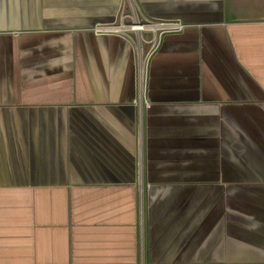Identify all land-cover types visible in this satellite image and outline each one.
Wrapping results in <instances>:
<instances>
[{
    "label": "crops",
    "instance_id": "1",
    "mask_svg": "<svg viewBox=\"0 0 264 264\" xmlns=\"http://www.w3.org/2000/svg\"><path fill=\"white\" fill-rule=\"evenodd\" d=\"M122 4L0 0V264H264V0Z\"/></svg>",
    "mask_w": 264,
    "mask_h": 264
},
{
    "label": "built area",
    "instance_id": "2",
    "mask_svg": "<svg viewBox=\"0 0 264 264\" xmlns=\"http://www.w3.org/2000/svg\"><path fill=\"white\" fill-rule=\"evenodd\" d=\"M121 17L117 23L112 24H98L96 25L93 30L96 33H105V32H116V33H127L129 29L126 24H131L134 22H140V18L138 16L137 7L135 5V0H123L122 9H121ZM135 17V20H134ZM144 23L149 24L151 26H157L156 30H153L152 37L150 40L147 39V44H151L150 51L146 54L145 58L142 55L141 64L139 67V81L141 89H144L145 81H146V67L149 60V55L152 49H154L159 41L160 37L167 30H177L182 25L179 22H167V21H146L143 20ZM120 26V27H118ZM139 40V38H138ZM136 38V45H138V41ZM142 43V42H141ZM141 163H142V152L141 149L139 151V168L141 170Z\"/></svg>",
    "mask_w": 264,
    "mask_h": 264
},
{
    "label": "bare ground",
    "instance_id": "3",
    "mask_svg": "<svg viewBox=\"0 0 264 264\" xmlns=\"http://www.w3.org/2000/svg\"><path fill=\"white\" fill-rule=\"evenodd\" d=\"M134 20H135V17H134ZM129 29V33L131 34H134L136 36H138L137 38H139V42H138V45H137V49H138V53H139V57L141 59V56H142V53H143V35L140 33V31H148V29L150 31H153V30H156L157 29V26H151L149 25V27H146L144 24H142L141 22H134V23H131V24H126ZM120 27V26H118ZM142 42V43H141ZM140 64H141V61H140Z\"/></svg>",
    "mask_w": 264,
    "mask_h": 264
},
{
    "label": "rangeland",
    "instance_id": "4",
    "mask_svg": "<svg viewBox=\"0 0 264 264\" xmlns=\"http://www.w3.org/2000/svg\"><path fill=\"white\" fill-rule=\"evenodd\" d=\"M140 22H141L142 24H144L146 27H149V24L144 23V21H140ZM148 31H150V30L148 29ZM140 32H141V34H143V35L145 34V40H146V41H145V43H146V44H145V49H146L145 52H146V54H147V53L150 51V48H151V44H147V39L150 40V38L152 37V35H151V34H152V33H151L152 31L148 33L147 31H142V30H141ZM146 32H147V33H146ZM148 35H149V36H148ZM138 41H139V40H138Z\"/></svg>",
    "mask_w": 264,
    "mask_h": 264
}]
</instances>
